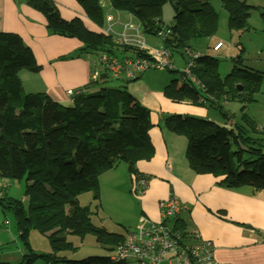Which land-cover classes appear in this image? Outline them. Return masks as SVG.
<instances>
[{
    "label": "trees",
    "instance_id": "16d2710c",
    "mask_svg": "<svg viewBox=\"0 0 264 264\" xmlns=\"http://www.w3.org/2000/svg\"><path fill=\"white\" fill-rule=\"evenodd\" d=\"M75 1L86 18L102 29L103 15L98 0ZM109 2L113 10L134 17L145 35L161 39L162 47L170 51L171 57L179 53L183 65L187 61L184 48L191 47V42L200 45L216 32L217 14L207 0ZM165 3H170L174 11L172 25L168 27L161 21V7ZM220 3L227 14L229 32L249 30L252 7L239 0H220ZM28 4L44 16L49 35L72 38L81 43L69 58L84 54H96L97 58L101 52L117 58L126 53L132 57H147L133 46L117 44L113 34L88 30L79 18L63 19L48 0H28ZM261 18L264 22V11ZM159 31H164L165 35L158 37ZM189 52L197 54L196 58L193 57L191 76L198 85L173 66L168 71L178 73L179 77L163 88L164 96L175 103L185 102L216 111L221 121L228 124L232 120L234 126L226 128L208 118L169 114L162 119V127L185 137L184 157L194 174L218 177L217 185L226 189L248 186L264 190V136L254 139L248 134H260L261 130L257 131L256 124L246 114H242L240 122L249 130L224 110L229 102L240 103L242 109L246 103L253 102L255 94L263 87L264 75L234 67L220 77L219 61L215 57L194 49ZM233 61L240 63L241 55ZM39 70L32 50L20 36L0 33V178L23 179V195L28 200L26 209L21 200L6 197V185H2L0 207L14 214L18 236L25 246H28L29 227L33 225L38 232L47 235L51 248V254L39 256L28 250L20 264H31L38 257L46 264H110L108 257L66 260L56 254L74 250L66 240V234L78 237L93 234L96 242L111 252L122 245L130 231L118 234L94 226L89 208L80 206L77 197L91 191L93 200L98 202L99 177L121 162L127 168L132 192L138 196L133 191L135 182L145 178L148 183L149 179L138 173L136 163L149 161L154 153L148 136L152 128L150 110L130 95L125 86L106 87L108 82L116 79L106 73H99L97 79L90 76L87 85L71 90L70 96L66 94L71 101L67 106L52 101L45 93L24 92L19 73H37ZM147 71L151 70L143 71L138 77ZM237 84L241 91H238ZM93 86L97 87L96 91ZM208 96L212 101L207 102ZM179 214L180 211L160 220L165 227L181 234L182 245H191L195 238L184 230ZM123 263L132 262L119 264Z\"/></svg>",
    "mask_w": 264,
    "mask_h": 264
},
{
    "label": "crops",
    "instance_id": "0c3cea01",
    "mask_svg": "<svg viewBox=\"0 0 264 264\" xmlns=\"http://www.w3.org/2000/svg\"><path fill=\"white\" fill-rule=\"evenodd\" d=\"M48 1L55 5L65 20L79 18L88 30L94 32H105L107 29L94 26L75 0ZM116 12L117 16L122 14ZM125 14L129 17L126 20L128 24L139 25L134 17ZM45 24L44 16L34 10L28 0H0V33L20 36L40 66L37 73H19L24 92L45 93L52 101L67 106L71 101L65 92L77 90L89 83L95 70L92 61L96 54L94 58L93 54L69 58L81 47V43L76 39L49 35ZM116 24L120 25L119 22ZM118 29L120 31L121 27ZM123 56L131 55L126 53ZM171 60L174 63L173 57ZM182 67L183 58L175 69L181 70ZM109 83L106 87H110ZM123 86L151 113L152 128L148 136L154 153L149 161L136 163L138 173L149 179L144 194L136 201L139 214L146 215L152 221H159L157 202L168 195H174L180 203L178 217L184 223V230L199 233L202 240L212 244L216 264H264V190L248 186L226 189L217 185L220 181L218 177L194 174L184 157L185 142L161 125L165 115L208 118V110L168 100L162 92L163 88L150 84L144 74L133 81L124 80ZM96 90L97 87L93 86V91ZM110 172L112 174L107 175ZM113 173L111 170L103 173L99 183L100 180H110V193L116 196Z\"/></svg>",
    "mask_w": 264,
    "mask_h": 264
},
{
    "label": "rangeland",
    "instance_id": "374dc122",
    "mask_svg": "<svg viewBox=\"0 0 264 264\" xmlns=\"http://www.w3.org/2000/svg\"><path fill=\"white\" fill-rule=\"evenodd\" d=\"M214 8L217 14V27L214 35L202 41V44L198 45L196 42H191V47L184 48V52L203 51L205 54H209L215 57L219 61L218 74L220 77L227 75L232 68H245L254 71L261 72L264 75V22L261 18V13L264 11V0H239L244 1L246 5L252 7L250 9V15L248 18L249 30L246 32H229L227 28V14L222 8L220 0H207ZM98 5L103 15V29L112 27L114 32H118V28L128 24L127 19L129 17L122 12L117 16V12L110 7L109 0H98ZM108 12V14H106ZM173 7L170 3H165L161 7V21L163 26H171L173 18ZM108 15L111 20H108ZM119 22L120 25L116 23ZM136 22V20H135ZM146 43L152 48L162 47V40L156 39L153 36L143 35ZM221 42L223 47L218 52H213L212 47ZM242 51V52H241ZM241 55V62L235 63L233 60L236 56ZM173 55V64L177 67L181 64V55L179 53ZM95 54L92 55V58ZM174 66V67H175ZM177 69V68H176ZM180 70V69H178ZM146 79L150 84L160 88H164L172 79L178 78L179 74L176 72L164 71V70H151L145 74ZM124 78L112 79L110 81V87L122 88L124 84ZM238 85V84H237ZM262 89L259 93L255 94L254 101L246 103L242 109V105L238 102H229L224 106V110L229 113L235 122H240L242 114H246L256 124L257 131L260 129L261 133H248L252 138H261L264 136V77L262 81ZM127 86V85H126ZM125 86V87H126ZM163 91V90H162ZM208 101L212 100V97H207ZM208 110V119L215 121L220 126L226 128H233L234 123L232 120L225 124L220 120L216 111ZM211 114V115H210ZM242 126L247 128L243 122H240ZM247 130H249L247 128ZM246 130V131H247ZM176 135V134H175ZM180 139L185 142L184 136L178 135ZM264 137H262L263 139ZM185 154V149H184ZM114 171V185L117 195L113 196L110 193L111 183L110 180L101 181L99 183V201L93 200V194L91 191L84 192L77 197L80 206H87L91 212V223L103 228L107 232H116L118 234H124L125 230L131 231L134 229V223L138 219L139 209L137 206L138 196L132 192L130 178L127 173V168L124 163L117 165ZM110 172L107 175H111ZM104 177V176H102ZM106 177V176H105ZM102 179V178H101ZM99 181V180H98ZM6 185L7 196L10 199L21 200L24 207L27 209L28 200L23 195L25 181L23 179L11 180L1 179L0 186ZM137 218V219H136ZM135 220V222H134ZM133 222V223H131ZM134 225V227L132 226ZM195 232H191L194 234ZM197 235L199 233H196ZM199 236V235H198ZM66 240L71 243L74 250H66L56 254L60 258L66 260H81L87 257H108L111 251H107L105 247L96 242L93 234H85L83 237H78L70 234H66ZM18 236L16 219L14 214L9 210H4L0 207V264H20L23 256L28 254L30 250L35 255H49L51 254V248L47 235L41 234L32 225L29 227L25 246ZM214 259V258H213ZM31 264H46L41 257L35 258ZM113 264V263H110ZM134 264V263H123Z\"/></svg>",
    "mask_w": 264,
    "mask_h": 264
},
{
    "label": "built area",
    "instance_id": "2783aa9c",
    "mask_svg": "<svg viewBox=\"0 0 264 264\" xmlns=\"http://www.w3.org/2000/svg\"><path fill=\"white\" fill-rule=\"evenodd\" d=\"M108 20L111 17L108 16ZM105 33L113 34L117 44L133 46L143 52L147 57L123 56L117 58L107 53H98L93 62L94 72L92 79H97L99 73H106L111 78H124L133 81L140 73L146 70H171L173 63L171 53L167 48L149 47L143 38L140 25H125L118 32H114L109 26ZM164 31H159L157 36L163 37ZM223 47L221 42L212 47L213 52L219 51ZM187 61L180 72L194 84L198 83L191 76V69L194 66L193 57L197 54L185 52ZM202 87V86H201ZM66 94L70 96L71 90ZM145 178H140L135 182L133 191L138 195L144 194L147 187ZM159 218L171 217L179 213L180 204L174 195L157 203ZM195 241L191 245L183 244L180 233L165 227L161 220L152 221L144 215H139L133 231L127 233L122 245L117 246L108 256L109 262L119 264L125 261L135 264H216L213 259L212 244L202 240L196 233L192 234Z\"/></svg>",
    "mask_w": 264,
    "mask_h": 264
},
{
    "label": "water",
    "instance_id": "95a60500",
    "mask_svg": "<svg viewBox=\"0 0 264 264\" xmlns=\"http://www.w3.org/2000/svg\"><path fill=\"white\" fill-rule=\"evenodd\" d=\"M181 73H182V72H181ZM182 74H183V73H182ZM236 87H237L238 91H241V90H242L240 85H236ZM262 236H263V235H262Z\"/></svg>",
    "mask_w": 264,
    "mask_h": 264
},
{
    "label": "clouds",
    "instance_id": "9594fccd",
    "mask_svg": "<svg viewBox=\"0 0 264 264\" xmlns=\"http://www.w3.org/2000/svg\"><path fill=\"white\" fill-rule=\"evenodd\" d=\"M143 33V32H142ZM143 35H144V33H143ZM172 58V57H171Z\"/></svg>",
    "mask_w": 264,
    "mask_h": 264
}]
</instances>
